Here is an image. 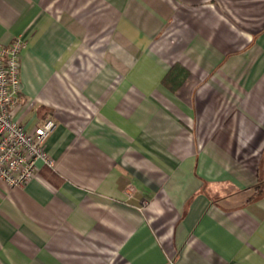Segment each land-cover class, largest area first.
<instances>
[{"label":"crops","instance_id":"crops-1","mask_svg":"<svg viewBox=\"0 0 264 264\" xmlns=\"http://www.w3.org/2000/svg\"><path fill=\"white\" fill-rule=\"evenodd\" d=\"M18 37L55 164L0 178V264H264V0H0Z\"/></svg>","mask_w":264,"mask_h":264},{"label":"built area","instance_id":"built-area-1","mask_svg":"<svg viewBox=\"0 0 264 264\" xmlns=\"http://www.w3.org/2000/svg\"><path fill=\"white\" fill-rule=\"evenodd\" d=\"M23 47L20 37L0 43V178L11 187L23 186L35 176L38 162L49 167L55 164L45 148L55 122L46 119L26 128L14 117L19 103V55Z\"/></svg>","mask_w":264,"mask_h":264}]
</instances>
